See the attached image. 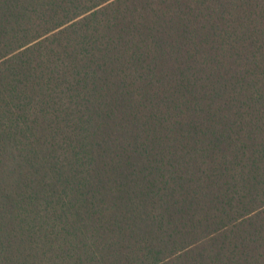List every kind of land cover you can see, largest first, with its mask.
Instances as JSON below:
<instances>
[{"label": "trees", "instance_id": "16d2710c", "mask_svg": "<svg viewBox=\"0 0 264 264\" xmlns=\"http://www.w3.org/2000/svg\"><path fill=\"white\" fill-rule=\"evenodd\" d=\"M0 264H264V0H0Z\"/></svg>", "mask_w": 264, "mask_h": 264}]
</instances>
